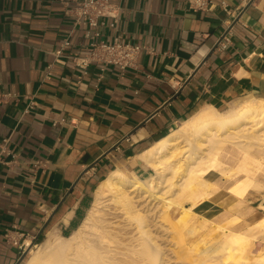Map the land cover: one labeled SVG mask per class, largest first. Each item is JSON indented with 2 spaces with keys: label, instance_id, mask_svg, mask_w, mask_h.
<instances>
[{
  "label": "crops",
  "instance_id": "crops-1",
  "mask_svg": "<svg viewBox=\"0 0 264 264\" xmlns=\"http://www.w3.org/2000/svg\"><path fill=\"white\" fill-rule=\"evenodd\" d=\"M110 1L117 26L89 28L76 0H0V264L81 226L111 171L149 173L139 155L200 107L264 98V0ZM88 29L140 46L135 66L77 65Z\"/></svg>",
  "mask_w": 264,
  "mask_h": 264
},
{
  "label": "bare ground",
  "instance_id": "bare-ground-1",
  "mask_svg": "<svg viewBox=\"0 0 264 264\" xmlns=\"http://www.w3.org/2000/svg\"><path fill=\"white\" fill-rule=\"evenodd\" d=\"M139 157L154 174L139 177L123 166L111 171L98 184L81 226L69 235L53 230L42 243L31 241V255L24 264H264V220L262 226L236 225L239 228L234 230L193 210L215 196L220 174L244 173L257 179L253 188L264 190V182L257 177L264 164L263 97L226 111L215 105L202 106ZM161 202L168 209L182 208L180 216L169 219L180 225L174 226L176 239L199 233L191 246L175 240L185 244L175 260L166 257L157 225L150 221L149 212ZM110 209L127 215L129 226H112L107 217Z\"/></svg>",
  "mask_w": 264,
  "mask_h": 264
},
{
  "label": "rangeland",
  "instance_id": "rangeland-1",
  "mask_svg": "<svg viewBox=\"0 0 264 264\" xmlns=\"http://www.w3.org/2000/svg\"><path fill=\"white\" fill-rule=\"evenodd\" d=\"M229 105L230 104H227L226 106L221 107L220 109H225ZM221 111H224V110H221ZM232 156L235 158L237 157L236 155H232ZM149 171H150L149 173L147 172V174L142 175V177L155 173L154 171H152L151 168ZM139 176H141V175H139ZM257 177L259 179H261L262 182H264V164L262 165V168L259 169ZM219 178H220V188L215 193V196H213L211 199L207 200L203 204L194 206L193 210L197 211V212H202L205 215H207L208 217H210L216 223H219L222 226H225L227 228L234 229V230L238 226H245L246 228H248V225L262 226L261 222H262V220H264V214H263L264 208L262 207L264 205V200H263L264 198H262V197H264V196H262V195H264V190H258L257 188L252 187L253 184H255V181L257 179L250 177V176H247L244 173L239 174V175H235L233 177H229L226 174H224V175L220 174ZM251 187H252V189H251ZM235 191H236V193H235ZM251 191H252L251 201H249L247 199V197H248V193ZM240 193H242V194L240 195ZM243 194H244V196H243ZM241 196H243L244 198ZM260 201H261V203H259ZM142 204L144 205L143 207H145V204L144 203H142ZM161 204H163V205H161ZM161 204H160L161 206L159 205L158 208H154L151 213L149 212L150 221H151L152 226L157 225V228L156 227L155 228H156V231L158 232L157 234L159 235L158 239L163 244V247L165 246V250H166L165 255H167L166 257H168V258L173 257L172 259L175 260V258H176L175 256L178 254V252L180 250L179 248L183 247L185 244L188 246H191L192 241L194 242L199 237V233L197 232L195 234H190V236L187 235L186 238H183V239H179V238L176 239L175 233H174V231H175L174 226H180V225H178V223L174 222L173 220L171 221L169 219H171V217L177 218L178 216H180V214H182V208L179 205H177V206L174 205L173 207H171L172 209L171 208L168 209V207L165 206L164 202H161ZM259 204L261 206H259ZM186 206L190 207V203L186 202ZM108 212L111 213V214L109 213V215L107 217H108V219L112 220L110 223L112 226H115V225L127 226L126 224H128V223L130 224L129 220L126 217L127 215L123 216L124 214H122V212L120 210L116 211L115 209L114 210L112 209V211H111V209H110V210H108ZM168 216L169 217L171 216V217L169 218ZM157 218H158V220H157ZM119 220H121V223ZM122 221L124 224H122ZM155 221H157V222H155ZM112 223H115V224H112ZM155 223H156V225H155ZM129 224H128V226H129ZM243 224H245V225H243ZM236 225H238V226H236ZM161 226H163L164 228ZM166 226L170 227L171 230H173V232L170 231V233H169L170 229L168 230V227L166 229ZM251 226H249L250 229H251ZM158 227L160 228V230H158L159 229ZM173 233H174V236L172 235ZM207 235L208 236H206V237H209V238L212 237V235H210V234H207ZM261 235L264 236V233ZM44 238H45V235L39 241H37V243H42ZM175 240H179L180 242L185 241L184 242L185 244L183 243L184 245L183 244L180 245L181 243L179 241L176 242ZM177 245H180V246L178 247ZM174 251H177V253ZM30 255H29V257H30ZM29 257H27V259Z\"/></svg>",
  "mask_w": 264,
  "mask_h": 264
},
{
  "label": "built area",
  "instance_id": "built-area-1",
  "mask_svg": "<svg viewBox=\"0 0 264 264\" xmlns=\"http://www.w3.org/2000/svg\"><path fill=\"white\" fill-rule=\"evenodd\" d=\"M191 7L197 10H207L212 4V0H189ZM78 13L76 20L78 22L87 23L89 28L98 27L106 24V18H114L112 26H117V18L120 13V7L112 3L110 0H76ZM87 35L91 39V58H82L75 63L79 66L86 67L92 61H97L103 64H115L125 69L130 66H135L141 47L130 42H124L120 36H116L114 41L108 42L105 40L97 41L96 38L101 35V32L87 30ZM67 42L63 44L66 45ZM224 48L229 44V40H221L219 42ZM0 99L1 96H0ZM28 248V247H27Z\"/></svg>",
  "mask_w": 264,
  "mask_h": 264
},
{
  "label": "water",
  "instance_id": "water-1",
  "mask_svg": "<svg viewBox=\"0 0 264 264\" xmlns=\"http://www.w3.org/2000/svg\"><path fill=\"white\" fill-rule=\"evenodd\" d=\"M219 44V43H218ZM218 44L215 46V48L218 46ZM94 164H92L91 166H89L88 168H87V170L88 169H90L92 166H93ZM43 230H44V228L42 229V231H41V233L43 232ZM40 233V234H41ZM28 250H25L24 252H23V254L21 255V257H20V259L18 260V262H17V264H20L22 261H23V259L25 258V256L28 254Z\"/></svg>",
  "mask_w": 264,
  "mask_h": 264
}]
</instances>
